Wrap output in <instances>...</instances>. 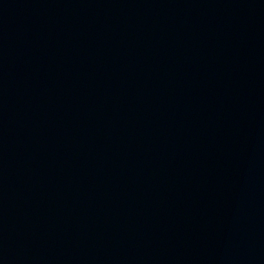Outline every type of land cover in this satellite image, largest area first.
<instances>
[{
    "label": "water",
    "instance_id": "obj_1",
    "mask_svg": "<svg viewBox=\"0 0 264 264\" xmlns=\"http://www.w3.org/2000/svg\"><path fill=\"white\" fill-rule=\"evenodd\" d=\"M0 264H264V0H0Z\"/></svg>",
    "mask_w": 264,
    "mask_h": 264
}]
</instances>
